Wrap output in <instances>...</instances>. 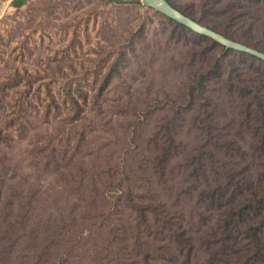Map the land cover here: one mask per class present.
<instances>
[{
	"label": "rangeland",
	"instance_id": "1",
	"mask_svg": "<svg viewBox=\"0 0 264 264\" xmlns=\"http://www.w3.org/2000/svg\"><path fill=\"white\" fill-rule=\"evenodd\" d=\"M22 1L0 0V264H264V61L141 2ZM168 1L264 47V0Z\"/></svg>",
	"mask_w": 264,
	"mask_h": 264
},
{
	"label": "water",
	"instance_id": "2",
	"mask_svg": "<svg viewBox=\"0 0 264 264\" xmlns=\"http://www.w3.org/2000/svg\"><path fill=\"white\" fill-rule=\"evenodd\" d=\"M140 2L143 5L164 14L168 18L189 28L190 30L209 37L210 39L214 40L215 42L221 44L226 48L248 53L264 61V51L259 50L253 46H249L241 41L235 40L227 36L226 34H223L206 25L201 24L195 18H192L177 9L168 0H140Z\"/></svg>",
	"mask_w": 264,
	"mask_h": 264
},
{
	"label": "trees",
	"instance_id": "3",
	"mask_svg": "<svg viewBox=\"0 0 264 264\" xmlns=\"http://www.w3.org/2000/svg\"><path fill=\"white\" fill-rule=\"evenodd\" d=\"M111 1H124V0H111ZM130 1H134V2H137V3H140V0H130ZM220 31V30H218ZM223 34H226L227 36L231 37L232 35H228V33H223ZM235 40H238V41H241L240 39H237L236 37H231ZM249 39V38H248ZM242 42V41H241ZM247 45L249 46H253L259 50H262L264 51V47L260 46V45H254L251 40H248L245 42ZM261 60V59H260ZM199 85H201V80L199 81L198 83ZM258 229H255V231L252 232V241H253V246H255L256 248V251L255 253L253 254L255 257H258L259 259H263L264 258V242L263 240L261 239V236L259 234V230L257 231ZM249 260V259H248ZM244 264H248V263H244Z\"/></svg>",
	"mask_w": 264,
	"mask_h": 264
},
{
	"label": "crops",
	"instance_id": "4",
	"mask_svg": "<svg viewBox=\"0 0 264 264\" xmlns=\"http://www.w3.org/2000/svg\"><path fill=\"white\" fill-rule=\"evenodd\" d=\"M19 6H21V4L23 3V1L22 0H17V2H16ZM23 5V4H22Z\"/></svg>",
	"mask_w": 264,
	"mask_h": 264
}]
</instances>
